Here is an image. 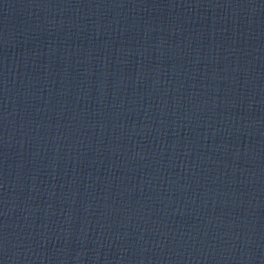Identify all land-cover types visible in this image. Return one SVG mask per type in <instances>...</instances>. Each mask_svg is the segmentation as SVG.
Masks as SVG:
<instances>
[{"label":"water","instance_id":"95a60500","mask_svg":"<svg viewBox=\"0 0 264 264\" xmlns=\"http://www.w3.org/2000/svg\"><path fill=\"white\" fill-rule=\"evenodd\" d=\"M0 264H264V0H0Z\"/></svg>","mask_w":264,"mask_h":264}]
</instances>
